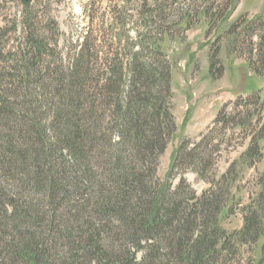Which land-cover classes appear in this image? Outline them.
<instances>
[{"label":"trees","instance_id":"obj_1","mask_svg":"<svg viewBox=\"0 0 264 264\" xmlns=\"http://www.w3.org/2000/svg\"><path fill=\"white\" fill-rule=\"evenodd\" d=\"M138 1L130 5L142 25L136 37L130 6L113 10L121 30L103 68L89 33L60 51L68 40L47 14L52 0L0 25V264H264V174L239 208L242 226L222 224L240 205L245 172L264 157V89L221 109L207 133L184 138L168 174L178 183L161 181L159 158L176 130L163 36L192 15L214 12V26L223 18L210 0ZM11 32L17 50L6 51ZM227 35L236 52L248 42L253 52L260 37L248 65L264 79L262 18L242 15ZM236 128L246 150L219 172L216 155ZM187 172L205 181L201 193Z\"/></svg>","mask_w":264,"mask_h":264},{"label":"rangeland","instance_id":"obj_2","mask_svg":"<svg viewBox=\"0 0 264 264\" xmlns=\"http://www.w3.org/2000/svg\"><path fill=\"white\" fill-rule=\"evenodd\" d=\"M226 1L228 0H210L215 3L213 5L215 15L223 18L216 26L208 20L214 13L211 11L206 15L202 13L199 16L192 15L185 18L184 22L181 21V32H177L175 26L174 31L177 35L163 36L164 51L172 62L173 113L176 130L159 158L158 176L161 181L173 183V186L178 183L179 177H175L171 182L168 174L175 151L182 140L186 137L195 139L201 133H207L221 109L228 106L231 110L234 103L239 99L248 98L253 90L264 89V79L258 77L248 65L249 60L256 58L258 44L261 43L260 37L253 38V52L250 51L249 42L247 43L249 49L236 52L230 45L231 38L227 35V30L239 21L242 14L247 15L251 20L262 18L264 21V0H229V3ZM138 2L140 5L144 4L138 0H52L48 3L47 14L57 22L60 32L64 33L68 40H59L60 51L64 49L65 53H69L77 44H81L89 33L88 40H92L94 46L102 50V61L98 65L103 68L104 57L114 49L115 40L112 39V32L118 33L121 30L118 25L115 29L113 23L116 13L113 10L125 11V8H129L132 3L134 6ZM23 7L19 0H0V25H11L14 18L21 21ZM130 10H133L128 12L131 14L130 33L131 36L136 37L142 25L136 18L135 9L130 6ZM197 17L201 19L197 20ZM186 27L188 28L185 29ZM21 31L19 28L17 34ZM178 33L183 37L176 38ZM15 36L12 32L7 36L6 51H10L12 46L17 50L18 43L14 40ZM212 53H216L219 61H211ZM242 133L243 129L240 128L232 130L230 134L235 135V139L230 141L228 147H224V154L216 155L218 160H215L214 164L219 172L225 170L246 150L247 144L243 145ZM262 145L264 148V143ZM263 174L264 157L245 172L239 187V191H242L241 201L238 199L240 205L222 222L228 230L242 226V213L239 208L256 195ZM185 177L199 193L207 187L205 181L197 178L193 172H187ZM244 256L242 262H247L248 255Z\"/></svg>","mask_w":264,"mask_h":264},{"label":"water","instance_id":"obj_3","mask_svg":"<svg viewBox=\"0 0 264 264\" xmlns=\"http://www.w3.org/2000/svg\"><path fill=\"white\" fill-rule=\"evenodd\" d=\"M32 0H25V3H29ZM0 96H1V91H0Z\"/></svg>","mask_w":264,"mask_h":264}]
</instances>
